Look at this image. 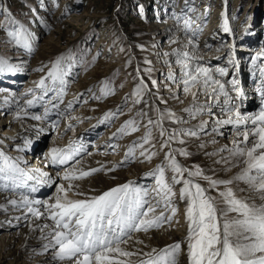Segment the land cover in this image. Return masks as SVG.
Masks as SVG:
<instances>
[{"label": "snow or ice", "instance_id": "obj_1", "mask_svg": "<svg viewBox=\"0 0 264 264\" xmlns=\"http://www.w3.org/2000/svg\"><path fill=\"white\" fill-rule=\"evenodd\" d=\"M185 3L187 5V0ZM0 17L7 18L9 24L14 25L8 27L0 21V32L4 36L0 43L31 53L35 34L25 24L12 19L11 12L2 4ZM187 24L186 21L185 27ZM225 31H228L227 27ZM191 59L188 52L183 53V57L177 61L183 70L182 76L177 77L169 70L166 77L167 80L179 83L184 93L192 97L190 106L183 109L189 120L167 106L154 107L156 101L163 105H167V101L152 91V88L158 87V81L152 77L153 69L145 68L143 74L137 69L131 97H138L132 100L133 105H144L137 112L140 119L125 121L111 137L114 139L135 133L143 126L145 134L133 142L126 156L128 160L135 159L138 150L140 157L149 161L158 153L145 146L151 144L154 149L152 141L156 136L161 138L160 149L167 148L168 151L165 152L163 162L145 174L146 177L154 178V187L128 181L91 197L76 193L84 195V198L70 199L68 192L72 191L74 185L70 183L65 188L57 184L55 202L32 200L27 195L7 201L13 208L26 210L23 211V218L30 220L31 230L38 229L41 232L43 239L47 241L42 247L45 252L51 250L57 264H180L182 254L186 255L187 264H264V108L254 115L241 113L235 98L230 95L231 90L239 95L236 87L238 82H226L232 85V89L226 90L225 83L214 75H228L223 68L212 70L200 65L191 67ZM76 62L74 53L68 50L50 65L38 69L41 72L45 69L47 71L35 82L34 89H29L24 94L31 98L25 100L26 108L20 110L23 116H29L26 109L35 107L38 103L44 106V113L31 114L33 120L47 119L51 110H56L58 115L64 114L60 111V103H63L62 97L69 83L66 77L72 75L71 68ZM150 63L151 61H145L146 65ZM15 70L16 66L9 63L7 58H0V73ZM37 91L39 95L36 94ZM49 93L54 95L44 104ZM110 94L108 84L104 83L101 96ZM172 95L174 99H179L175 93ZM201 95L206 97L203 102L199 100ZM217 104L222 105L221 112H226L228 118L216 119L215 125H232L235 136L231 147L225 145L205 155L219 156L215 163L223 165L225 172L238 169L227 178H219L215 174L209 176L201 166L193 165L189 168L177 159V155L185 158L192 155L183 147L187 143L186 138L198 137L208 123L201 120L199 124L189 125V121L197 119L202 113L211 115L212 107ZM71 107L72 101H69L67 108ZM122 108L121 105L114 112H106L100 123L122 115ZM17 118H20V114ZM141 121L146 123L142 125ZM172 125L179 127H171ZM184 125L189 126L183 127ZM216 130L214 127L213 131ZM211 142L216 143L215 140ZM27 143L29 142L26 141ZM173 143H178L181 147L173 149ZM200 147L204 148L205 145L201 144ZM80 151L81 149L71 146L68 149H50L48 156L52 164L65 165L73 161L65 169L61 179L82 180L104 170L103 165L85 170L81 161L74 159ZM224 152L228 155H222ZM22 163L20 158L13 159L0 150V191L20 187L24 179H34L21 167ZM33 171L41 176L46 175L39 169ZM201 180L207 183V187L200 183ZM242 184L245 187H241ZM177 185H182L179 188V200L185 204L187 234L184 241L152 247L134 234L142 232L147 235L150 230H158L165 225L171 227L178 211L175 191ZM32 191L36 189L32 188ZM37 220L51 223L32 222Z\"/></svg>", "mask_w": 264, "mask_h": 264}, {"label": "rangeland", "instance_id": "obj_2", "mask_svg": "<svg viewBox=\"0 0 264 264\" xmlns=\"http://www.w3.org/2000/svg\"><path fill=\"white\" fill-rule=\"evenodd\" d=\"M178 1L179 0H0V4L6 6L11 12L12 19L25 24V26L36 35L33 43V51L31 53L6 46V43H0V58H7L9 63L16 65V67H20V69H22L21 71H23L21 75L14 77L19 78V83L15 85L16 93L19 95L18 101L23 104L26 99L31 98L30 95L25 96L24 94L27 93L29 89H34L35 82L38 81L41 76L45 75L47 71V69H45L44 72H41L38 71V69H41L45 65H50L59 55L66 53L68 50H72L74 53V60L78 62L74 63V66L71 68L72 75L66 77L69 83L62 97L63 103L57 101V103L61 105L67 104L73 97L78 101L71 109L68 108L66 112L67 115L64 114L69 118L63 122L66 124L65 130L63 129V136L67 140V145L77 141L81 132L90 128V126H84L83 123H81L82 120H85L84 122L86 123L90 122L91 125L98 124L102 126V130L104 131L112 129L117 132L125 121L134 118L140 119L137 116V112L141 108H144V105H133L132 100L138 97H131V93L134 90L137 69L141 70L142 74L145 68L153 69L152 77L158 81V87L152 88V91L167 101V105L159 104V102L156 101L153 105L154 107L159 106L163 108L167 106L178 115L182 114L185 120H189L188 114L185 113L183 109L190 106L192 101L186 103L184 97L185 93L180 84L166 79L169 70H171L175 76L178 75L177 77H179V75L182 76L183 70L181 65L177 62L178 56L182 58L183 53H190L189 50L192 49V55H190L191 53L189 54L190 57L192 56V59L189 63H193L196 59L197 65L209 67L212 70L223 68L225 71L234 72V68L232 69L229 66L231 61L229 63L227 62L228 64H224L226 61L223 60L230 59L228 54L230 50L234 51L233 48H235V46L233 42L236 41L237 46L242 45L245 46L246 49L248 48L247 52L249 54L247 53L248 55L242 56L241 58L245 64H248V66L250 65L251 70L254 69V73L257 72L260 62L264 60V56H261L264 54V28L260 27L261 31L258 30L259 33L254 34V29H251L248 24L251 17L254 21L253 26L260 23L261 25L263 24L264 0H238L239 4L237 9L234 12L229 11L227 13V18L231 19L230 30L234 34L232 41L230 39L224 40V38H227L226 35L220 38L221 34L219 31L218 34L220 35L212 34L210 36L211 40L208 41L210 44L208 43L209 45L207 47H211L214 51H217L215 54H211V51L207 52L205 49H199L196 46L186 47L185 42L187 38H190V41L199 40L198 38L201 37L198 36V32L205 28L203 24L205 22L213 21V24L209 27V33H211L212 28L217 30L225 13V5L219 0H187V5L185 0L184 2ZM202 1H204V3ZM231 1L232 0H229V2ZM250 9H252L253 12ZM179 11H182L183 14H181V12L179 13ZM80 15H82V17H79ZM165 17L170 19L169 28L168 25L165 27L163 26ZM53 19L60 22V33L58 35L59 40H57V42L55 41V43H57L55 45V50L51 51L50 48L47 49L48 47L43 48L41 41L46 39L49 35V29H51L50 26L52 25ZM238 19L242 21L240 24L237 23ZM0 21L8 27H14V25L9 24V20L5 17H0ZM186 21L188 22L187 27H185ZM163 36L167 38L166 46L164 45L165 41L163 42L162 40ZM3 39V33L0 32V41ZM220 41L223 42V44L219 46L218 43H220ZM175 46L178 47L177 50L173 49ZM170 48L172 50H170ZM216 55L221 56L216 59ZM256 55L259 57L253 60V57H256ZM93 57H95V59H93ZM146 60L151 61V63L146 65ZM216 60H218V63L215 64ZM191 63L190 66L192 65ZM254 65L257 66L254 67ZM248 66L246 65L247 68ZM179 70L181 72H179ZM214 75L215 78L222 81L223 76L217 73H214ZM145 79H147V77H145ZM77 82L80 83L81 88L73 90L72 87L75 86ZM104 83L108 84L112 94L101 96V88L104 86ZM149 86L151 87L150 82ZM5 89L6 88H2V91L4 92ZM173 93H175L179 99H174ZM36 94L39 95V92L37 91ZM53 95L54 93H49L47 97ZM97 96L100 98L96 99L95 97ZM126 98L128 99L125 103ZM38 104L34 113L38 114V112H40V114H42L44 112V106ZM121 105L123 106L122 115L113 120L106 121L105 123H100L101 118L106 112H114L117 107ZM77 109H83V111L76 113ZM203 114L204 113L197 118L201 119ZM152 115L154 116L155 113H152ZM54 117L58 121L62 120V116L54 115ZM192 122V120L189 121V125ZM144 123H146V121H141L142 125ZM32 124L33 123H30V125ZM54 125L55 124L51 123V129L47 131H53ZM189 125H184L183 127H188ZM35 126L37 131L38 129L43 130L42 124H36ZM171 127L179 126L172 125ZM231 130L232 131L227 132L228 137L231 136V133L235 132L234 129ZM144 134L145 128L141 126L135 133L121 135L114 139L112 138V140L107 143L105 155L112 157L115 162L114 165L116 167L118 166L120 170H128L130 172L129 181H134L135 183L139 182L140 186L151 188L152 186L154 187L155 180L152 177H146L145 174L155 168L156 165L163 162L165 152H167L168 149H160L159 141L161 138L156 136V139L152 141L155 148L152 149L151 144L145 147L149 150L157 151L158 155L149 161L140 157L139 151L137 150L135 153L136 158L128 160L126 153L129 147ZM98 135L97 132L89 135L83 150L90 153L93 149L94 142L98 139ZM63 136L60 137L62 138ZM60 137H58V139H61ZM228 137H224L225 141L222 147L229 145ZM232 137H234V135ZM203 138H205L203 134L196 138H186L187 143L183 145V147L191 152L192 155L187 158L177 155V159L181 164L189 168L193 165H199L205 169V174L212 176L213 173L206 168L207 161L203 160V158L199 160L195 158V154L201 148L200 145L204 144L206 146V139L203 140ZM4 141L5 140H3V142ZM41 142L42 140H40V143ZM216 143L218 144L220 142L216 140ZM1 146L0 140V150L2 149ZM172 147L173 149H178L181 145L173 143ZM2 150L10 153L9 147H5ZM203 151L209 153L208 149H204ZM212 151H215L214 148ZM36 152L37 151L33 152L34 154L32 153L31 155H29L31 152L23 155V159H21L23 163L21 166L25 167L24 169L27 168L26 166H29V170L31 168H39L38 162L41 161V158L35 155ZM38 154H41V151H39ZM9 156L13 158L11 155ZM206 156L207 155L204 157ZM29 157L33 160V164H29ZM215 157L214 159H219V156ZM44 160H46V158L43 159V161ZM126 160H128V162L122 163ZM36 161L38 162L36 163ZM217 166L223 165L217 164ZM40 171L42 173L41 169ZM168 175H170V173ZM45 176L47 178V174ZM200 183L207 187L205 181L201 180ZM22 185L23 184H21V186ZM181 186L182 185L176 186V196L179 195V188ZM53 189L54 188L50 186V190ZM212 194L215 195L214 192ZM184 208V203L181 204L180 208L177 206L178 211H180L182 215H184ZM185 224L187 225V223Z\"/></svg>", "mask_w": 264, "mask_h": 264}, {"label": "bare ground", "instance_id": "obj_3", "mask_svg": "<svg viewBox=\"0 0 264 264\" xmlns=\"http://www.w3.org/2000/svg\"><path fill=\"white\" fill-rule=\"evenodd\" d=\"M180 1L184 2V0H179L178 2ZM204 1L202 2L204 3ZM219 1L225 5V8H224L225 13H224L223 19L219 23V27L217 28V30H214L212 28L211 33H209L208 32L210 31L209 27L211 24H213V21H208V22L203 23L205 28L199 30L198 32V36H200L201 38H198L199 40H195V41L194 40L190 41V38H187V41L185 42L186 47L196 46L199 49H205L207 50V52L211 51V54H215V52L217 51H214L213 48L207 47V46L210 44V42H208L211 40L210 36L212 34H218V31L221 34V35L218 34L220 35V38L226 35L227 38H224V40L230 39L232 41L234 34L230 30L231 19L227 18V13L229 11L234 12L237 9L239 3H238V0H232L231 2H229V0H219ZM250 10L253 12L252 9ZM180 12L181 14H183L182 11H179V13ZM82 15H80L79 17H82ZM252 19L253 18L251 17V20L249 21L248 25H250L251 29H254L253 31L254 34L259 33L258 30L261 31L260 27L264 28V18H262L263 20L262 25L260 23L255 26H253L254 21ZM55 20L56 19H53L52 21V25L50 26L51 29H49V35L47 36L46 39H43L41 41L42 47L43 48L48 47L47 49L50 48L51 51L55 50V45L57 44L55 43V41L57 42V40H59L58 35L60 33L59 31L60 22L58 20L56 21ZM169 21L170 19L165 17V20L163 21V26L165 27L166 25H168V28H169L170 27ZM241 22L242 21L240 19L237 20V23L240 24ZM225 27H227L228 31H225ZM162 40L163 42L165 41L164 42V45H165L167 42V38L163 36ZM218 44L220 46L223 44V42L220 41V43ZM236 44H237L236 41L233 42V45L235 46V48L233 49L235 52L232 50L229 51L228 55L230 59L223 60V61H226V63L224 64H228L231 61L229 66L232 69L234 68V72L226 71L228 75L226 76L224 75L221 82L225 83L226 90H229V89H232V85L226 82L230 80H236L238 82L236 87L239 89V95L237 96V93L235 90H231L230 95L235 98V103L239 106L238 110L245 115L258 114L259 111L262 108H264V71H262V69H264V60L261 59L262 61L260 62L258 66L259 70L254 73L253 72L254 69L251 70L250 65L248 66V64H245L241 58L242 56H246L249 54L247 52L248 48L246 49L245 46H242V45L237 46ZM176 46L173 48L174 50L178 49V47ZM170 50L172 49L170 48ZM189 51L191 53L189 54L192 55V49H190ZM175 52H172V53H175ZM219 56L221 55H216L215 56L216 59ZM261 56H264V54H262ZM178 57L180 58V56ZM257 57L259 56L256 55V58ZM216 63H218V60H216L215 64ZM191 64H192L191 67H195L197 65L196 59ZM246 65L248 66V68L246 67ZM256 66L254 65V67ZM16 69L17 70H15L14 72H6L3 74L0 73V78H1L0 79V140H1V145H2L1 148L4 149L5 147H9L10 153L8 152H5V153H7L8 156L11 155L13 159L17 157L20 159H23L22 157L24 154L31 152L29 154L31 155L33 152L37 151L35 155L41 158V161L39 162L36 161V163L38 162V166H39V168L37 167V169L39 170L41 169L42 173L47 174V178L45 175L41 176L39 173L33 171L35 170L33 168L29 170L28 169L29 166H26L27 168L25 169V172L33 176L34 179H31V180L24 179L23 182L21 183L23 184L22 186L15 187V188H5L2 191H0V205H3V208H0V264H57V262L53 259V254L51 250H49L48 252L44 251L42 245L46 244L47 241L43 239L41 232L38 229L35 231L31 230L29 226L30 220L23 218V211H26V210L13 208L12 205L7 203V201L10 199H19L21 196L27 195L32 200L55 202V197L57 196L55 185L59 184L67 188L70 183L74 185L72 191L68 192V197L70 199H82L84 198V195H86L87 197H91L103 191H107L108 189L112 187L128 182L130 172L128 170H120L118 166L116 167L114 165L115 162L112 159V157L105 155L107 143H109L112 140L111 138L112 134L116 132V131H113L112 129L104 131L102 130V126L98 124L91 125L90 122L86 123L84 122L85 120H82L81 123H83V125L86 127L90 126V128L89 129L87 128L86 130L82 131L77 141L72 142L69 145H67L68 144L66 143L67 140L63 136L64 134L63 129L66 128L65 127L66 124H64L63 122L64 120L69 119L67 118V116L64 115L68 111L67 104H62V105L60 104V111L64 113L62 115H59L60 117L62 116V120L60 121H58L54 117V115L56 116L58 115L56 110H51L49 117L47 119H44V120H33L32 119L31 120V114H35L34 110H36L37 104L35 107L26 109L30 113L29 116H23L20 110L21 108H26V105L24 104L25 102L21 104V102L18 101L19 95L16 93L15 85L16 83L17 84L19 83L18 81L19 78H14V77H17L18 75H21L23 71H21L22 69H20V67H16ZM179 72L181 71L179 70ZM7 85H10V86H7ZM2 88H6L4 92L2 91ZM72 88L73 90L74 89L77 90L78 88H81L80 83L77 82V84H75V86H73ZM195 90L196 89H193V91ZM184 97H185L186 103H189L192 101V97L190 95L185 94ZM6 98H7V102H6ZM48 98L49 97H45L44 104L47 103ZM221 99H223V97H221ZM199 100L203 102L206 100V97L201 95L199 97ZM70 101H72V106H74L77 103V99H74V97L71 98ZM221 106L222 105L220 104L214 105L212 107L211 115L204 113L201 119L197 118L195 120H192L193 122L190 124V125L199 124L201 120L208 122L203 133H201L200 135L202 134L204 135L205 138H203V140L206 139L205 140L206 146L204 147V149H208L209 152H213L212 151L213 148L214 150L218 148H222L223 146L222 144L225 141L224 137H228L227 132L232 131L231 129H233L232 125H223V126L215 125L216 119L218 118L227 119L228 118L226 112H221ZM82 111L83 109H77L76 113L82 112ZM18 114H20V118H17ZM39 114L40 112H38V114H35V115H39ZM180 115L182 116V114ZM30 123H33V124L30 125ZM51 123L55 124L53 127L54 129H52L53 131L48 132L47 130L51 129L50 127ZM36 124L37 125L42 124L43 130L38 129L37 131L36 126H35ZM214 127L217 129L215 132L213 131ZM95 132L99 134L98 139L94 142L92 151L90 153H87L86 150H83L86 144V140L89 137V135ZM220 133H223V134L221 135ZM233 135L235 136V132L231 133V136L227 138L229 142V145H228L229 147L232 146V141L234 138L232 137ZM60 136H63V137L61 138ZM58 137H60L61 139H58ZM3 140L5 141L3 142ZM40 140H42L41 143H40ZM212 140H215V141L217 140L220 143L213 144L211 142ZM26 141H28L29 143L26 144ZM70 146L74 149H81L80 154L75 156L74 159L81 161V166L85 170L90 169V168H100L101 165H103V168L105 170L103 172L101 171L97 172L82 180L65 181L61 179V177L64 174L65 169L69 168L71 164L73 163V161H69L68 164H65V165H54L50 162L48 153L50 149L52 148L68 149ZM18 149H23V150L20 151ZM204 149L200 148V150H198L197 153L195 154V158H197L198 160L202 158L203 160H206L207 170L215 174L216 177L227 178L235 174L238 171L237 168L232 169L231 172L223 171L224 166H217V164L215 163L216 161V159H214L216 158L215 156L204 157L205 156L204 155L205 151H203ZM39 151H41V154H38ZM224 153L223 155H228L227 152H224ZM45 158L46 160L43 161V159ZM33 163H34L33 160L30 158L29 164H33ZM108 169H112V171H108ZM136 184L140 185L139 182ZM77 185L78 187H75ZM50 186H52L54 189L50 190ZM241 187H245V186L242 184ZM32 188H35L36 191H32ZM76 193H83L84 195H76ZM182 203L183 202L179 200V195H177L176 205L180 208ZM17 217H20V219H17ZM32 222L35 224L51 223V221H47V220H37V221H32ZM185 223L186 221H185L184 215H182L180 211H177V214L170 228L167 225H165L161 229L150 230L147 233V235L141 232V233H135L134 236H138L140 239L144 240L148 245L152 247H163L164 245L170 244L173 241H184V238L187 234V227H188V225H186ZM165 228H167V230H165ZM180 264H187L186 255L184 254L181 255Z\"/></svg>", "mask_w": 264, "mask_h": 264}]
</instances>
